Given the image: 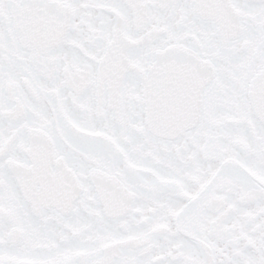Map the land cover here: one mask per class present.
Instances as JSON below:
<instances>
[{"label": "snow or ice", "instance_id": "6c2138e0", "mask_svg": "<svg viewBox=\"0 0 264 264\" xmlns=\"http://www.w3.org/2000/svg\"><path fill=\"white\" fill-rule=\"evenodd\" d=\"M0 264H264V0H0Z\"/></svg>", "mask_w": 264, "mask_h": 264}]
</instances>
